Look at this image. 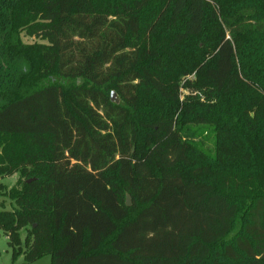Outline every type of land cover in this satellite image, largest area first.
<instances>
[{"label": "trees", "instance_id": "obj_1", "mask_svg": "<svg viewBox=\"0 0 264 264\" xmlns=\"http://www.w3.org/2000/svg\"><path fill=\"white\" fill-rule=\"evenodd\" d=\"M193 72L206 101L181 104ZM190 122L215 125V156ZM17 173L13 262L264 264V0H0V175Z\"/></svg>", "mask_w": 264, "mask_h": 264}, {"label": "rangeland", "instance_id": "obj_2", "mask_svg": "<svg viewBox=\"0 0 264 264\" xmlns=\"http://www.w3.org/2000/svg\"><path fill=\"white\" fill-rule=\"evenodd\" d=\"M98 1V0H97ZM159 3V2H158ZM177 25H173V23H168L167 27L164 22L160 25V35H171L175 29H177ZM25 40L33 41V38L26 37ZM187 47L189 50H196L197 47L204 48V43L201 39H194L190 44L187 43ZM238 67L240 68L239 58L237 60ZM196 72H193L188 75L182 76L180 82L179 89V97L181 104L186 101L190 102L196 97H200L202 101H206V96L200 94L199 89L194 87H188L187 82L189 80L194 81L196 78ZM249 84V80H247ZM180 111L175 115V119L178 118ZM184 139L191 144L198 146L203 152L208 155L215 156L216 155V141H217V131L215 125L212 123H198V122H190L185 125L184 131L182 132ZM20 178V174H14L12 176H1L0 175V210H12L14 206V202L10 198V190L17 184V181ZM241 217H239L235 223L234 229L227 239H230L237 231H239L241 225ZM30 226L22 228L19 233L21 235V244L16 245L17 249L24 250L26 248V238L30 233ZM219 251V247H218ZM0 264H51V257L49 255L41 258L40 260L29 263L26 262L24 256L21 255L15 262L12 259V247L9 244V236L4 232L2 228H0Z\"/></svg>", "mask_w": 264, "mask_h": 264}, {"label": "water", "instance_id": "obj_3", "mask_svg": "<svg viewBox=\"0 0 264 264\" xmlns=\"http://www.w3.org/2000/svg\"><path fill=\"white\" fill-rule=\"evenodd\" d=\"M112 100L115 101V102H119V99H118V97H117V94H116V92H114V91L112 92ZM127 205H128V206L131 205V198H130L129 195L127 196Z\"/></svg>", "mask_w": 264, "mask_h": 264}]
</instances>
